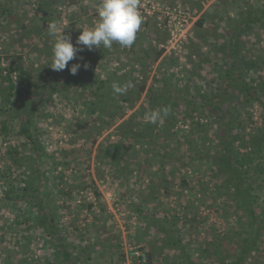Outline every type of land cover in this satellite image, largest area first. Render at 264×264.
<instances>
[{"label": "rangeland", "instance_id": "rangeland-1", "mask_svg": "<svg viewBox=\"0 0 264 264\" xmlns=\"http://www.w3.org/2000/svg\"><path fill=\"white\" fill-rule=\"evenodd\" d=\"M99 4L0 0L2 67L23 65L52 86L68 76L71 83L106 82L102 88L94 83L57 90L36 107L33 131L40 137L45 173L42 197L56 205L57 232L41 223L32 204L0 200V264H148L133 256L135 248L152 251L149 264H188L178 246L168 243L167 231L183 241L198 264H223L239 256L250 240L251 217L224 188V178L214 175L212 164L200 159L217 139L218 125L202 106H190L186 116L187 104L179 107L178 102L217 93L233 61L249 83L264 79V20L252 25L240 43L235 39L245 7L264 5V0H140L144 20L131 47L114 43L105 55L103 46L83 50L75 58L81 64L75 75L69 71L71 61L65 70H53L55 38L48 34V23L62 24L75 45L81 28L98 21ZM161 47L166 52L154 60V49ZM250 61L256 64L245 69ZM128 81L135 85L124 93H130L129 101L117 104L112 84ZM164 107L170 112L162 122L146 119ZM235 109L243 115L254 112L247 130L262 133L260 101L247 100ZM4 123L0 118V198L6 175L32 171L35 152L18 133L17 119L9 121L6 132ZM115 142L123 146L121 163L114 157ZM9 150L16 159L25 156L21 165ZM260 160L255 158L249 173L258 196L254 206L264 214ZM155 223L164 224L166 232H158ZM257 248L249 252L248 264H264V235Z\"/></svg>", "mask_w": 264, "mask_h": 264}, {"label": "trees", "instance_id": "trees-1", "mask_svg": "<svg viewBox=\"0 0 264 264\" xmlns=\"http://www.w3.org/2000/svg\"><path fill=\"white\" fill-rule=\"evenodd\" d=\"M244 18L235 26V39L240 43V39L244 34L248 32L252 25L261 23L264 20V5L249 4L245 7L243 12ZM205 18L201 17L199 24L204 23ZM233 53H238L239 49L233 48ZM84 52H88V49H84ZM83 52V53H84ZM108 49L102 51V55L107 54ZM166 52L165 47L154 49V60H158ZM72 64L77 63L78 60L71 61ZM245 63L244 61H242ZM71 64V65H72ZM228 67L224 72L225 85L219 89L217 93L198 94L201 96L200 100L196 97H190L186 101L178 102L179 107L182 104H187V110L185 115L189 116L188 108L190 106H202L206 112L214 118L215 124H217L218 137L213 140L212 147L204 152L200 156V159L211 165V170L214 175H220L224 178L223 186L232 193L236 202H239V206L246 210L251 220L248 221L252 227L250 234V240L248 245L243 248V252L239 256H235L233 259H223V264H248L250 258V251H258V240L264 235V214L255 207V203L258 200V196L252 193V183L250 181V167L255 161V158H260V164L264 159V127L261 130V134H254L253 131H248V125L254 120V112H246L245 115L239 111H235V105L238 103H245V101H260L263 106V122H264V79L253 78L249 83L243 78V69L234 66L232 63H227ZM246 64V63H245ZM251 64V65H250ZM256 64L254 61H250L245 69H249L252 65ZM243 66V65H241ZM241 71V75H237L238 71ZM28 71L23 65L17 64L16 66L2 67L0 65V118H4V130L8 131V124L13 118L17 119L20 123L19 134L25 137L32 145V149L35 151L32 155V163L34 167L32 171L19 173L12 177V173L6 175L5 193L0 198L3 202L12 205H18L22 203H30L38 212L39 217L43 223L46 221L49 227L54 229L50 233L57 232L55 226V215L53 210L55 204L52 200L42 197L41 186L45 173L40 170V164L42 162V146L40 144V137L38 133L33 131V116L36 107L39 103L43 102L46 98L51 96L57 90L68 89L70 86H83L92 87L94 83H98L97 88H102L106 82L99 81L98 79H92L89 84L71 83L70 76L62 80L55 86L50 85L48 81H39L34 78V75ZM70 74V73H69ZM15 75V76H13ZM15 77V78H14ZM18 82V85L16 83ZM144 88V87H143ZM142 88V90H143ZM236 93H241L242 96H236ZM130 93L116 94L114 100L116 103L123 101H129ZM117 96V97H116ZM174 102V101H173ZM185 112V111H184ZM24 113L23 117H20ZM40 141V142H39ZM117 162L120 159V150L123 147L119 143H114ZM13 151L9 150V155L14 160V163L21 165L23 157L16 159V155L20 153L17 149V154L13 155ZM122 158V157H121ZM118 163H121L120 160ZM124 169L121 168V171ZM26 214V210L24 211ZM158 232H166L164 224L157 225L155 223ZM169 244H175L178 246L179 251L182 253L183 259L188 264H198L195 260L189 256L183 241L180 238H176L171 232L167 231L165 234ZM60 238V235H57ZM61 239V238H60ZM65 258L71 256L68 249L64 250ZM148 264L153 259L152 251L147 250Z\"/></svg>", "mask_w": 264, "mask_h": 264}, {"label": "clouds", "instance_id": "clouds-1", "mask_svg": "<svg viewBox=\"0 0 264 264\" xmlns=\"http://www.w3.org/2000/svg\"><path fill=\"white\" fill-rule=\"evenodd\" d=\"M98 21L92 27L81 28L83 31L76 39L75 45L70 34H64L65 28L58 22L48 23V34L55 38L53 47V63L51 68L55 71H63L68 68L69 62L77 58V54L93 47L111 49L114 43L121 47H131L144 17L140 11V0H100L97 9ZM82 59V57H81ZM87 69L89 65L83 64ZM81 68V64L74 63L69 69L75 75ZM132 81L121 85L113 82L114 94H124L129 88L134 87ZM170 112L169 107L157 108L146 114V119L156 124L162 122Z\"/></svg>", "mask_w": 264, "mask_h": 264}, {"label": "built area", "instance_id": "built-area-1", "mask_svg": "<svg viewBox=\"0 0 264 264\" xmlns=\"http://www.w3.org/2000/svg\"><path fill=\"white\" fill-rule=\"evenodd\" d=\"M132 254H133V256H136L140 259H143V260L147 259V255L143 249H140V248L132 249Z\"/></svg>", "mask_w": 264, "mask_h": 264}]
</instances>
